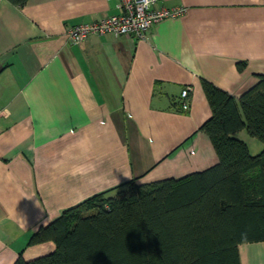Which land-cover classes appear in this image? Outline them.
<instances>
[{"label": "crops", "instance_id": "crops-1", "mask_svg": "<svg viewBox=\"0 0 264 264\" xmlns=\"http://www.w3.org/2000/svg\"><path fill=\"white\" fill-rule=\"evenodd\" d=\"M117 2L0 0V264L52 252L31 234L100 192L215 164L201 79L238 97L264 74V0H159L185 11L143 39L67 36ZM238 254L264 264V240Z\"/></svg>", "mask_w": 264, "mask_h": 264}, {"label": "trees", "instance_id": "trees-1", "mask_svg": "<svg viewBox=\"0 0 264 264\" xmlns=\"http://www.w3.org/2000/svg\"><path fill=\"white\" fill-rule=\"evenodd\" d=\"M256 77L238 97L201 79L211 116L200 129L215 164L180 178L129 180L65 209L28 240L55 249L13 264H241L238 245L264 240V149L251 154L235 135L245 130L264 143V74Z\"/></svg>", "mask_w": 264, "mask_h": 264}, {"label": "built area", "instance_id": "built-area-1", "mask_svg": "<svg viewBox=\"0 0 264 264\" xmlns=\"http://www.w3.org/2000/svg\"><path fill=\"white\" fill-rule=\"evenodd\" d=\"M119 13L107 15L92 22L78 23L67 30V36L73 42H80L91 34L111 32L115 35L146 37L149 28L164 18H174L184 13L185 8L157 6L159 0H117ZM188 88L181 91L186 97ZM185 108L187 104L183 105ZM1 114V110H0Z\"/></svg>", "mask_w": 264, "mask_h": 264}, {"label": "rangeland", "instance_id": "rangeland-1", "mask_svg": "<svg viewBox=\"0 0 264 264\" xmlns=\"http://www.w3.org/2000/svg\"><path fill=\"white\" fill-rule=\"evenodd\" d=\"M243 134L240 135V137H245L247 140V145L249 147L250 153L251 154H257L259 153L262 149H264V143H262L258 138L251 137L247 134V132L244 130L242 131Z\"/></svg>", "mask_w": 264, "mask_h": 264}]
</instances>
